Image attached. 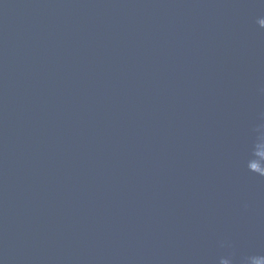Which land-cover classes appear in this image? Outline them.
Returning a JSON list of instances; mask_svg holds the SVG:
<instances>
[{"label": "water", "instance_id": "1", "mask_svg": "<svg viewBox=\"0 0 264 264\" xmlns=\"http://www.w3.org/2000/svg\"><path fill=\"white\" fill-rule=\"evenodd\" d=\"M0 264H264V0H0Z\"/></svg>", "mask_w": 264, "mask_h": 264}]
</instances>
